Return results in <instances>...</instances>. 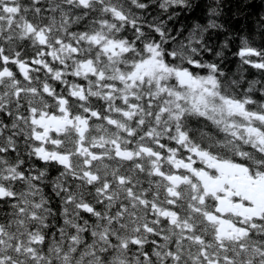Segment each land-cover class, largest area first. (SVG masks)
<instances>
[{
    "label": "snow or ice",
    "instance_id": "1",
    "mask_svg": "<svg viewBox=\"0 0 264 264\" xmlns=\"http://www.w3.org/2000/svg\"><path fill=\"white\" fill-rule=\"evenodd\" d=\"M0 264H264V0H0Z\"/></svg>",
    "mask_w": 264,
    "mask_h": 264
}]
</instances>
